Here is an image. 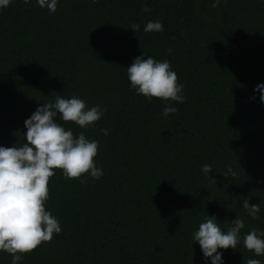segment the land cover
Wrapping results in <instances>:
<instances>
[{
	"label": "trees",
	"instance_id": "16d2710c",
	"mask_svg": "<svg viewBox=\"0 0 264 264\" xmlns=\"http://www.w3.org/2000/svg\"><path fill=\"white\" fill-rule=\"evenodd\" d=\"M213 2L59 0L49 14L12 0L0 9V146H23L24 121L56 96L105 110L84 129L57 118L98 142L103 175L54 170L44 207L61 232L18 264H206L192 236L207 215L223 231L244 222L236 250H218L224 264H264L243 245L249 230L264 231V104L254 92L264 83V0ZM150 20L163 31L145 33ZM143 53L167 60L183 84L184 102H168L174 114L130 88L126 68ZM10 261L0 252V264Z\"/></svg>",
	"mask_w": 264,
	"mask_h": 264
},
{
	"label": "clouds",
	"instance_id": "9594fccd",
	"mask_svg": "<svg viewBox=\"0 0 264 264\" xmlns=\"http://www.w3.org/2000/svg\"><path fill=\"white\" fill-rule=\"evenodd\" d=\"M12 0H0V9L7 8ZM29 0H25L28 3ZM59 0H35L37 6L46 9L49 14L56 11ZM220 0H214L217 7ZM144 12L149 9L144 7ZM133 33L140 29L138 24L130 26ZM143 31L161 32L163 25L159 20L148 21ZM168 51H171L169 49ZM130 88L146 99L159 98L165 102L162 115L167 117L177 109L168 102L183 103V84L177 83L176 73L171 70L167 60L158 61L145 57L144 53L135 58L127 68ZM254 92L260 93V102L264 104V83L257 84ZM99 105L86 107L83 100L76 96L65 99L56 96L52 102H44L24 121L26 142L21 147L0 146V252L11 256L10 264H18L23 254L30 253L42 242H49L54 234L61 232L59 221L45 210L44 202L48 198L49 178L54 170L62 171L64 177L80 178L87 173L93 179H100L103 172L94 162L98 142L89 140L83 132L73 135L71 129H65L59 122H73L81 129L94 126L104 115ZM104 135L108 132L101 129ZM206 178L215 181L209 173L208 164L201 166ZM233 174L228 167L225 176ZM241 207L252 219H257L260 209L257 204L250 205L244 198ZM232 226L223 231L216 218L205 217L194 231L192 239L198 242L203 257L210 264H224L222 252L218 250L234 249L241 242L240 231L244 228L242 219L236 217ZM244 247L257 257L264 256V231L249 230L243 236ZM246 264H261L259 259H248Z\"/></svg>",
	"mask_w": 264,
	"mask_h": 264
}]
</instances>
